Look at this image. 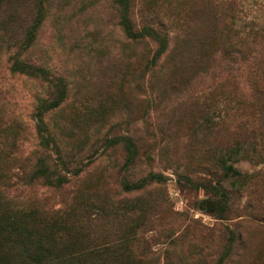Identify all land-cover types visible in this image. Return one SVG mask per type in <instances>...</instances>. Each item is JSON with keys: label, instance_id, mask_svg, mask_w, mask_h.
I'll list each match as a JSON object with an SVG mask.
<instances>
[{"label": "rangeland", "instance_id": "374dc122", "mask_svg": "<svg viewBox=\"0 0 264 264\" xmlns=\"http://www.w3.org/2000/svg\"><path fill=\"white\" fill-rule=\"evenodd\" d=\"M42 5V22L26 51L21 39L34 3L0 6V212L31 223L45 234L52 256L69 264H264V59L228 65L217 54L211 68L187 60L174 67L162 55V69L151 73L144 59L153 46L145 54L141 44L128 45L111 0ZM212 5L133 0L132 19L158 18L173 35L206 26ZM234 13L226 20L231 36L264 27V0H237ZM252 48L260 50L261 41ZM13 56L41 66L47 76L11 72ZM56 77L66 85L65 99L43 116L58 151L43 143L34 121L41 102L60 89ZM126 135L135 150L131 165L123 145L110 141ZM234 142L258 157L227 160L246 177L240 185L224 183L228 210L218 216L219 196L209 191L222 176L216 159ZM41 156L51 166L60 157L68 164L55 165L64 184L31 176ZM148 174L160 178L123 190V183ZM101 210L104 219L93 220ZM3 236L16 248L27 245L24 237ZM104 243L113 247L86 254Z\"/></svg>", "mask_w": 264, "mask_h": 264}, {"label": "trees", "instance_id": "16d2710c", "mask_svg": "<svg viewBox=\"0 0 264 264\" xmlns=\"http://www.w3.org/2000/svg\"><path fill=\"white\" fill-rule=\"evenodd\" d=\"M4 1L6 0H0V6ZM28 1L34 3L35 16L29 27L24 31V36L21 39L23 44L21 48L25 51L31 46L36 30L43 19L42 3L44 0ZM132 1L133 0H111L116 12L118 27L124 35V38L130 41L128 45H131L132 43L133 46L141 44L145 54L150 53L147 49V45L150 44L153 46L150 58L144 59L145 67L151 73H154L157 68V72L160 71L167 57L169 63L174 67H180L178 63L187 60L193 65H199L202 68H211L212 66L210 63L215 60L217 54H221L223 61L228 65L237 61V59L245 63L263 62L264 38L262 35H264V27L258 28L257 30L248 27L246 30H243L242 36L234 37V34H232L234 37L233 39L230 35L231 27H229L226 20H230L231 18L234 19V12L237 11V0H213V12L210 14L206 26L199 28L194 24L192 27L184 29L181 33L173 35H171L172 32H169L166 29L163 21L158 18H151L148 20L142 18L138 22L134 21L132 19ZM8 17H14V13L8 14ZM7 22L9 24L11 20H7ZM0 30V33H2L3 29L0 28ZM260 41L262 45L260 50L252 48L257 44H260ZM170 53L171 55H167ZM162 55H165V57L167 56L163 61L160 60ZM12 58L9 68L11 72L29 74L38 78L46 77L48 74V71L41 66L33 65L16 56H13ZM55 81L56 85H60V89L57 92L58 86H55L54 90L57 92L56 96L50 98L48 101L41 102L34 114V121L36 123L37 133L40 135L43 143L47 144L48 141H51L54 150L58 151L59 149L56 145L54 135L52 138L44 126L43 116L46 111L58 107L65 99V83L60 80V77H56ZM260 112L264 113V108H261ZM42 131L47 132V134L43 136L41 133ZM110 141L112 143L120 142L123 145L127 154L125 162L126 164L131 165L134 162L135 150L133 142L129 136L114 137ZM233 144L234 147L230 148L216 159V168L222 176L220 180H217L216 186H212L209 191L211 195L219 196V200L215 202L213 208L218 216H222V214L228 210L226 201L230 190L226 188L224 183L228 180H232V185H240L246 177L245 174L238 171L230 163H227V160L243 157L249 162H252L255 157H258L256 151L253 154H246L244 149L242 150V146H239L240 144L237 142H234ZM48 159V156L39 157L37 160V169L34 173H31V176H35V178L52 177V182L54 183L53 186H61L66 182V178L57 171L55 165H60L62 169H67L68 164L60 157L56 160L58 161L57 164L53 162L55 165H52V167ZM76 173L77 172H75V174ZM31 176L29 178H31ZM159 178L160 175L148 174L135 182L123 183L122 188L125 192L137 190L142 188L146 183ZM1 193L2 192L0 191V196H2ZM1 205L2 204L0 203V207ZM74 212L76 213L75 210H71V213ZM105 216L106 212L101 210L96 214V217L93 220L100 222ZM19 219L21 218H17L15 213H7L5 210L0 212V264H69L70 259L64 260L52 256L49 246L50 243L46 242L45 234L41 235L36 228H33L31 223ZM59 222L66 223L64 220ZM16 225H18L17 228L10 229L12 226ZM5 232L16 238L13 241L24 237L27 244L25 249L22 247H14L10 243L9 238L3 241L2 237H4L3 235ZM53 233L54 231H52V234ZM101 245L102 246H97L95 244L91 245L88 249L89 252L86 254H88L89 257L94 255L98 256L101 254L99 251L105 252L109 247H113V245L109 246L110 244L108 243ZM222 262V259H219L213 264H222ZM90 264L96 263L92 259Z\"/></svg>", "mask_w": 264, "mask_h": 264}]
</instances>
